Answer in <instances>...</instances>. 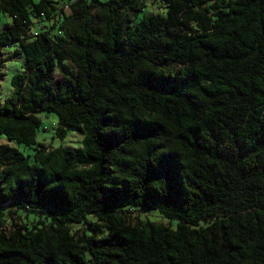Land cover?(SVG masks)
<instances>
[{
  "label": "trees",
  "instance_id": "obj_1",
  "mask_svg": "<svg viewBox=\"0 0 264 264\" xmlns=\"http://www.w3.org/2000/svg\"><path fill=\"white\" fill-rule=\"evenodd\" d=\"M4 51L0 264H264V0H0Z\"/></svg>",
  "mask_w": 264,
  "mask_h": 264
},
{
  "label": "rangeland",
  "instance_id": "obj_2",
  "mask_svg": "<svg viewBox=\"0 0 264 264\" xmlns=\"http://www.w3.org/2000/svg\"><path fill=\"white\" fill-rule=\"evenodd\" d=\"M151 5V4H150ZM149 10L156 9L154 6L149 8ZM2 19H5L7 17H4L1 15ZM13 49V46L10 47V50ZM6 55L7 59L5 60L4 67H3V75L0 78V96L5 97L9 94L11 86L9 83L10 76L13 72L19 70L22 66V57L18 56L15 58H9V52L4 51L2 56ZM66 65L69 68H73L71 63L68 61L66 62ZM62 68L60 65H57V67L54 69V76L59 77L61 74ZM38 116L41 119V125L36 130L35 136L36 139L41 141L44 145L47 146H58L59 144H79L80 136L76 133H72L71 131H67L66 135L64 137H58L54 134V125H55V114L53 112H47V111H39ZM44 127V128H42ZM0 141L2 139L0 138ZM18 147L24 152H32V148L30 146H26L23 144H18ZM158 218V217H156Z\"/></svg>",
  "mask_w": 264,
  "mask_h": 264
}]
</instances>
